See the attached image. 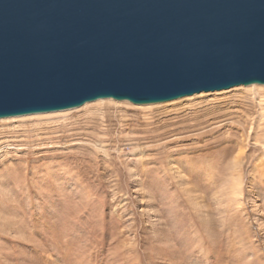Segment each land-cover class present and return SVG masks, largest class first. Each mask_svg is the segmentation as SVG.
<instances>
[{"label":"rangeland","instance_id":"rangeland-1","mask_svg":"<svg viewBox=\"0 0 264 264\" xmlns=\"http://www.w3.org/2000/svg\"><path fill=\"white\" fill-rule=\"evenodd\" d=\"M216 92L0 119V264H264L262 110Z\"/></svg>","mask_w":264,"mask_h":264},{"label":"water","instance_id":"water-1","mask_svg":"<svg viewBox=\"0 0 264 264\" xmlns=\"http://www.w3.org/2000/svg\"><path fill=\"white\" fill-rule=\"evenodd\" d=\"M264 85V0H0V119Z\"/></svg>","mask_w":264,"mask_h":264},{"label":"bare ground","instance_id":"bare-ground-1","mask_svg":"<svg viewBox=\"0 0 264 264\" xmlns=\"http://www.w3.org/2000/svg\"><path fill=\"white\" fill-rule=\"evenodd\" d=\"M237 88H246L247 91H249L250 94H255L256 95L257 100L259 102V106H260V108L262 110L260 112V114H259V118H258V123L257 124L261 125V122L264 120V111H263L264 110V94H263L264 93L263 92L264 85L253 84V85H248V86H238ZM204 93L205 92H201L200 94H195L194 96H192V95L191 96H186V97H183V98L190 100V99H192L195 96L205 95ZM215 93H218V92L215 91ZM179 99L178 100L176 99L175 101H180ZM114 101H117V100L110 99V98L109 99H98V100H95V101H92V102L85 103L82 106L77 107V108H73V109H68V110H63V111H55V112H47V113L29 114V115L9 117V118H2L1 120H4V121L6 120V122H13V121H16V120L22 121V120L30 119V118H36V119H39V120L43 119V118H47V117L53 118V117L65 115L70 110L84 108V107H86L89 104L95 105L98 108L103 106L105 103H107V105H114V103H116ZM169 102H167V103H169ZM172 102H174V101H172ZM131 105H133L134 107H140L142 109H148V108H150V106L155 105V104H140V105H137V104H132L131 103ZM157 105H159V104H157ZM262 149H263V155H264V142L262 144ZM234 165L235 166L237 165V161L236 162L234 161ZM241 193H242V182H241L240 177H237V179L233 182V184L231 186V194L235 198H239L241 196Z\"/></svg>","mask_w":264,"mask_h":264}]
</instances>
